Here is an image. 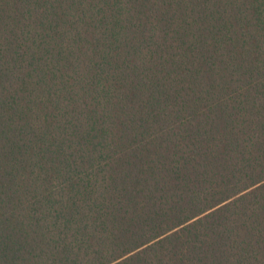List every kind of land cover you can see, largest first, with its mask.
<instances>
[{"label": "trees", "instance_id": "obj_1", "mask_svg": "<svg viewBox=\"0 0 264 264\" xmlns=\"http://www.w3.org/2000/svg\"><path fill=\"white\" fill-rule=\"evenodd\" d=\"M0 264H264V0H0Z\"/></svg>", "mask_w": 264, "mask_h": 264}]
</instances>
